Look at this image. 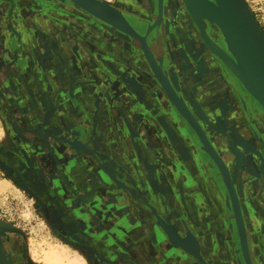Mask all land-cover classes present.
Returning a JSON list of instances; mask_svg holds the SVG:
<instances>
[{
	"label": "flooded vegetation",
	"instance_id": "1",
	"mask_svg": "<svg viewBox=\"0 0 264 264\" xmlns=\"http://www.w3.org/2000/svg\"><path fill=\"white\" fill-rule=\"evenodd\" d=\"M100 1L119 10L140 35L146 34L148 14L153 19L160 15L163 23L171 22L180 30L185 25L181 0H143L147 15L142 9L138 11L135 0ZM64 4L67 10L94 19L114 35L128 37L70 0ZM63 16L66 19L67 15ZM2 20L9 27H0V112L10 128L0 141V158L8 169L6 179L34 197L37 209L48 215L53 212V232L61 241L81 248L91 264H264V108L204 49L199 34H191V44L167 46L163 54L162 37L155 41L157 31L147 34L146 42L155 60L162 59V71L223 162L234 188L233 197L210 156L200 149L195 132L181 118V130L175 129L152 105L150 110L157 113L166 140L183 165L178 189L154 173L151 155L142 148L147 137L138 133L139 144L132 142L140 175L136 170L130 175L115 170L120 164L116 153L106 151L99 142L110 122L105 120L98 96L92 98L93 113L84 103L91 95L88 86L96 81L93 74L65 66L66 55L54 56L50 45L36 43L30 30L15 28L9 17ZM205 25L206 34L216 37ZM71 31V38L68 32L62 38L72 44L67 51L74 60L78 52L84 53L88 38L80 31ZM179 34L183 37L181 31ZM76 36L81 39L80 49L73 47ZM130 40L140 45L137 39ZM55 44L53 41V47ZM59 82L72 85L66 101L75 96L86 107L85 113L80 107L71 109L66 102V113L59 116V102L65 94ZM76 82L82 87L78 93L73 90ZM186 132L189 138L183 134ZM248 159L257 163L255 169L247 166ZM121 192L129 194L132 202L114 203L113 207L102 204L111 196L110 203ZM171 192L175 195L172 202L165 199ZM137 206L150 217L142 219ZM234 206L242 218L247 254ZM159 219L178 236L188 237L202 261L174 244ZM0 264H34L29 260L25 238L0 234Z\"/></svg>",
	"mask_w": 264,
	"mask_h": 264
},
{
	"label": "rangeland",
	"instance_id": "2",
	"mask_svg": "<svg viewBox=\"0 0 264 264\" xmlns=\"http://www.w3.org/2000/svg\"><path fill=\"white\" fill-rule=\"evenodd\" d=\"M135 1L138 11L142 9L147 15L149 11L144 7V1ZM65 6L64 0H58V2L53 0H0V27H9V24L7 25V22L4 24L2 20L4 16L6 19L9 17L15 23L13 25L15 28L30 30L34 34L33 38H35L36 43L50 45V51L53 52L54 56L59 55L62 57L63 54L66 55V60L63 61L65 66L69 64L93 74L92 78L96 81L88 88L86 86L87 93L91 95H89V98L84 99V103L90 108L89 113H93L95 102L91 103L93 102L92 98L98 96L97 99L106 116L105 120L110 122L105 132L102 131L99 142L103 147L107 148L106 151L112 152V154L116 153L120 164L116 165L115 170L123 171L127 175H130L132 170H136L135 162L137 159L135 158V147L132 140L139 144L138 133L147 137L148 143L146 142L143 147L140 144V147L146 150L148 155H151L154 173L157 177L158 175H163L170 185L178 189V184L181 181L180 176L183 173V165L167 142V134L157 120V113H153L149 105H152L154 111L156 109V112L159 111L158 115L160 114L161 116L163 114L165 119L177 130H181L180 118L183 119V117L176 111L155 79L141 46L131 41L129 36L118 37V35H114L113 31L105 28L94 19L72 10L69 11ZM63 15H67L69 20L67 17L65 19ZM148 15L149 24L146 34L157 31L154 34L155 41L157 38L162 37L163 42L161 44L163 46L160 49L162 54L163 51L167 52V46L169 47L171 44L173 47L179 44L185 45L186 42L191 44V34H194L195 37L196 34H199L197 28L192 24H189V28H185L183 25L180 30L179 27H176L177 25L175 26L171 22L163 23L160 15L155 19L150 14ZM183 17L186 21L184 14ZM184 23L186 26V22ZM163 24L164 31L162 32L160 27ZM209 27L211 28V26ZM72 29L80 31L85 38H88L84 42V53L78 52L79 55L75 56L74 60H70V55L67 51L72 44L68 43L65 37L62 38L64 33L68 32V34H71ZM180 31L183 37L179 34ZM72 35L73 33L70 38ZM28 38L25 40L30 43ZM76 38L78 37L76 36ZM200 38L199 40L204 49L208 50ZM80 40L79 38L75 39L73 43L75 49L81 48ZM53 41L56 43L54 47ZM175 41L176 44H174ZM155 46L158 48L157 44ZM155 46L154 48H156ZM41 53H45V49ZM211 55L221 64L217 56L212 53ZM200 73L202 75L203 71ZM124 78H127L128 81H125ZM172 80L173 82L177 81L175 73L172 74ZM79 83L76 82L73 85V90L76 93L82 90ZM58 86L61 88L62 93H65L62 97L63 99L59 102L61 103L59 116H61L66 113V109L63 106L67 102L72 85L59 82ZM69 100L67 106L69 105L71 109L80 107L81 113L87 111L83 103L75 96L70 97ZM7 127L9 125L3 118V112H0V141H4L3 135H7ZM133 131L135 135L131 137ZM183 134L187 138L190 137H188L187 132ZM145 154L143 155L146 156ZM142 167L145 166L143 165ZM148 169L150 170V167ZM7 170L0 158V234H17L25 238L29 260L34 264H46L43 260L46 254L49 253L54 255L57 264H91L81 248L79 249L74 245L63 242L55 235L52 224L53 212L48 215L43 209H37L34 197L12 180L6 179ZM107 194L109 196V193ZM125 195L121 192L108 203L111 199L110 196L102 204L106 207L107 205L113 207L114 203L121 205L131 203V196L126 193ZM165 199L172 202V200H175L174 193L171 192L165 195ZM103 205L101 207H104ZM137 208L142 219L150 217L144 208L140 206H137ZM262 218L264 219L263 216ZM259 219H261L260 216ZM228 257L230 260V255Z\"/></svg>",
	"mask_w": 264,
	"mask_h": 264
},
{
	"label": "water",
	"instance_id": "3",
	"mask_svg": "<svg viewBox=\"0 0 264 264\" xmlns=\"http://www.w3.org/2000/svg\"><path fill=\"white\" fill-rule=\"evenodd\" d=\"M76 7L82 9L91 16L101 20L102 22L112 26L121 33L130 38L137 39L140 43L146 61L165 94L168 96L170 102L175 107L176 111L183 117L187 125L195 132L200 142V149L207 153L211 160L218 168L224 180L226 188L233 197L235 194L234 188L229 182V176L223 162L218 158L215 150L206 137L203 129L196 120L195 116L189 110L183 99L178 96L172 87L167 75L162 71L161 61L157 62L153 53L148 48L146 36L140 35L128 22L125 20L122 13L100 0H70ZM185 6L189 11L196 9V2L200 0H183ZM213 6L210 11L207 6L202 5L207 19L212 20L230 39L233 47L236 49L240 61L253 78V80L260 86L258 88L246 76L239 77V83L247 91V93L264 108V33L260 28L254 14L250 11L245 0H209ZM201 34L206 36L204 30ZM234 213L237 222L239 234L241 236L242 246L244 252L247 254L246 239L243 228V222L238 208L234 206ZM159 224L167 233L169 239L176 245L189 252L202 261L196 247L190 245L188 237L178 236L166 223L159 219Z\"/></svg>",
	"mask_w": 264,
	"mask_h": 264
},
{
	"label": "bare ground",
	"instance_id": "4",
	"mask_svg": "<svg viewBox=\"0 0 264 264\" xmlns=\"http://www.w3.org/2000/svg\"><path fill=\"white\" fill-rule=\"evenodd\" d=\"M181 1L186 9L184 16L187 20L185 21L186 26L184 25V27L189 28V24L190 25L192 24L197 28L202 38V43L212 54L217 56L221 64L228 71V73L232 76V78L239 81V77L244 75L251 82H253L258 88H260V86L253 80V78L251 77L247 69L245 68L244 64L240 61L238 53L236 49L233 47L227 35L212 20L207 19V17L205 16L204 11L201 6L205 5L208 7L210 11H212L213 6L209 2V0H200V3L196 2V9L193 11H189L187 7L185 6V3L183 2V0ZM205 22L209 26H211L212 30L215 32L216 37L209 35L210 34L209 32H207L209 34H206V31L204 29ZM202 29L204 30L206 36H203L201 34ZM221 45L224 46V48H222ZM215 137L216 136H214V138ZM246 164L247 165L254 164V166L256 167L257 163L254 160L251 161L250 159H248L246 161ZM43 261L46 264H57V261L55 262V257L52 253L46 254Z\"/></svg>",
	"mask_w": 264,
	"mask_h": 264
},
{
	"label": "built area",
	"instance_id": "5",
	"mask_svg": "<svg viewBox=\"0 0 264 264\" xmlns=\"http://www.w3.org/2000/svg\"><path fill=\"white\" fill-rule=\"evenodd\" d=\"M264 33V0H245Z\"/></svg>",
	"mask_w": 264,
	"mask_h": 264
},
{
	"label": "crops",
	"instance_id": "6",
	"mask_svg": "<svg viewBox=\"0 0 264 264\" xmlns=\"http://www.w3.org/2000/svg\"><path fill=\"white\" fill-rule=\"evenodd\" d=\"M221 102H224V100H221ZM221 102H220V103H221ZM220 103H219V104H220ZM247 166H248L249 168H251V169H255V168H256V167L254 166V164H252V165H247Z\"/></svg>",
	"mask_w": 264,
	"mask_h": 264
}]
</instances>
